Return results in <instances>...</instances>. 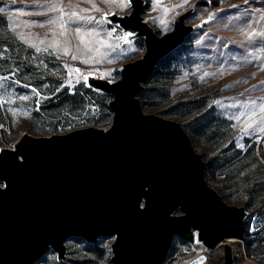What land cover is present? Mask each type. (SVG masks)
<instances>
[{
	"label": "rangeland",
	"instance_id": "374dc122",
	"mask_svg": "<svg viewBox=\"0 0 264 264\" xmlns=\"http://www.w3.org/2000/svg\"><path fill=\"white\" fill-rule=\"evenodd\" d=\"M195 1L145 0L142 15L164 35ZM119 2L0 0V76L8 77L0 80L1 148H13L26 133L48 137L112 126L113 96L91 88L85 77L118 81L123 65L145 53V38L126 43L120 37L127 32L105 21L106 14L132 11V6L120 10ZM176 4L184 6L173 8ZM165 8L171 10L165 13ZM73 10L78 15L70 21ZM53 19L57 22L48 23ZM187 23L194 31L158 64L139 95L142 107L180 123L206 162L208 183L228 204L246 207L245 239L232 247L234 264H264V131L260 125L247 129L264 104V0H201ZM251 100L256 101V116L236 120ZM114 241V236L96 243L71 237L66 260L50 248L36 264H113ZM198 243L176 236L165 264L225 263L224 246L205 250Z\"/></svg>",
	"mask_w": 264,
	"mask_h": 264
},
{
	"label": "water",
	"instance_id": "95a60500",
	"mask_svg": "<svg viewBox=\"0 0 264 264\" xmlns=\"http://www.w3.org/2000/svg\"><path fill=\"white\" fill-rule=\"evenodd\" d=\"M197 0L158 35L132 0L129 14L106 22L145 38L144 55L111 82L88 85L110 94L109 129L88 127L37 137L26 133L0 147V264H36L50 248L67 259L66 241L115 237L113 264H165L176 236L213 250L220 240L245 239L247 210L228 204L206 179V162L177 121L146 113L139 95L158 64L194 31L187 19ZM142 205V206H141ZM226 247L224 264H234Z\"/></svg>",
	"mask_w": 264,
	"mask_h": 264
},
{
	"label": "snow or ice",
	"instance_id": "6c2138e0",
	"mask_svg": "<svg viewBox=\"0 0 264 264\" xmlns=\"http://www.w3.org/2000/svg\"><path fill=\"white\" fill-rule=\"evenodd\" d=\"M89 2H91V0H89ZM105 2H115V0H105ZM245 2L247 3V0H245ZM156 3L158 4L159 3V0H156ZM132 6V0H120V2L117 4V7L120 9V10H124V9H127V8H130ZM184 5L183 4H176L173 6V8H182ZM52 7L54 8H57L59 9V6L58 5H53ZM92 7L95 11H100V9L98 7H96V5L93 3L92 4ZM235 7V6H234ZM171 9H168V8H165V13H167L168 11H170ZM4 9H0V12H3ZM62 11V10H61ZM83 11H87V9H84ZM78 14L73 10L70 14H69V20L71 21V18L74 17V16H77ZM214 15V14H212ZM212 15H210V19L212 18ZM79 19H85V17H79ZM88 20H93L95 19L94 17H88L87 18ZM57 21L56 20H49L48 23H56ZM160 24L164 25L165 28L167 27L166 25V22L164 21V19H160ZM61 27L63 28L64 27V23L63 21H61ZM249 28H251L252 26L251 25H248ZM75 33L76 35L80 36L81 37V40H83V34L81 33L80 31V28L77 27L75 29ZM63 34V33H61ZM87 35H93V33L89 32L87 33ZM109 36H111V33L108 34ZM132 33H125L122 37H120L121 39H124L125 42H129L128 41V37L131 36ZM249 36L251 35H260V33H248ZM40 49L37 48V51H39ZM65 52H67V48H65ZM77 57L76 56H73L72 59H76ZM87 62V61H85ZM246 63L249 62V61H245ZM261 70H264V65L261 66ZM205 76L207 75H210L209 73H205L204 74ZM211 75H215V73H212ZM255 75V74H253ZM8 77L7 76H0V80H7ZM87 78L85 77V80ZM236 83H240L239 81H237ZM264 83V82H262ZM69 84H71V81H69ZM0 87H3V85H0ZM230 87V86H229ZM33 92H36L35 89L32 90ZM38 94V93H37ZM29 97L28 96H21L19 97V99H23V100H26L28 99ZM215 103L217 104H220L221 102L220 101H216ZM234 106V105H233ZM256 101L255 100H251L249 101L246 105H244V108H245V111L244 112H241L240 115L238 116H235L234 118L236 120H240L242 116H245V115H248L249 118L253 117V116H256ZM259 109H260V113L261 115H259V117L257 119H253L251 123H249L247 125V129H251L253 128V125H260V130L261 131H264V104H260L259 105ZM11 111V109H10ZM16 113L13 112V115H15ZM2 127V126H0ZM247 129H244V131H247ZM142 206V205H141ZM192 264H197V262L193 261Z\"/></svg>",
	"mask_w": 264,
	"mask_h": 264
},
{
	"label": "bare ground",
	"instance_id": "6f19581e",
	"mask_svg": "<svg viewBox=\"0 0 264 264\" xmlns=\"http://www.w3.org/2000/svg\"><path fill=\"white\" fill-rule=\"evenodd\" d=\"M240 240H241V239H239V238L236 237V236L226 237V238L220 240L219 243L216 245L215 248L222 247V246H224L225 248H226L227 246H229V247L232 248V247H234L235 243L239 242ZM197 246H198V248H200V249L210 250V249H208V248H207L202 242L198 243ZM215 248H214V249H215Z\"/></svg>",
	"mask_w": 264,
	"mask_h": 264
},
{
	"label": "trees",
	"instance_id": "16d2710c",
	"mask_svg": "<svg viewBox=\"0 0 264 264\" xmlns=\"http://www.w3.org/2000/svg\"><path fill=\"white\" fill-rule=\"evenodd\" d=\"M152 74H153V73H152ZM152 74H151V75H152ZM143 94H144V90L141 92L140 96L143 95ZM254 257H256V258H258V259L260 258V256H258L257 254H256V255L254 254Z\"/></svg>",
	"mask_w": 264,
	"mask_h": 264
}]
</instances>
